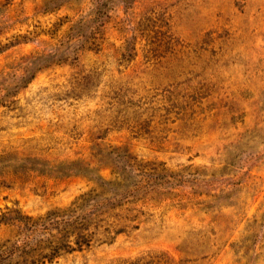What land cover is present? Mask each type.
<instances>
[{
	"label": "rangeland",
	"instance_id": "obj_1",
	"mask_svg": "<svg viewBox=\"0 0 264 264\" xmlns=\"http://www.w3.org/2000/svg\"><path fill=\"white\" fill-rule=\"evenodd\" d=\"M0 1V244L103 205L83 250L49 261L40 231L20 264H264V0Z\"/></svg>",
	"mask_w": 264,
	"mask_h": 264
},
{
	"label": "trees",
	"instance_id": "obj_2",
	"mask_svg": "<svg viewBox=\"0 0 264 264\" xmlns=\"http://www.w3.org/2000/svg\"><path fill=\"white\" fill-rule=\"evenodd\" d=\"M71 1L72 0H45L43 13L56 14ZM96 4L97 3H91V6L96 7ZM87 22L88 18L82 17L80 20H78V22L69 27V30L65 32V36H63V39H66L67 43L60 41L61 44H59L64 46L62 51L57 50V53L56 51L53 52V49L50 51L45 50L43 55H45V57L51 58L50 63L61 65L70 58L73 59L76 57L80 50L86 48L88 39H90L87 37L85 41H82L84 38H86V33L81 32L82 35L79 37H74L73 33H75L78 28L80 29L82 25V27H85ZM89 29L91 30V27H88V31ZM96 30L98 29L93 28L92 31H90V34L87 35H96ZM60 53L66 54V57H58V54ZM39 62H42V60H39ZM36 66L38 67L34 69L33 76L45 70L47 67V65ZM20 70H22V78H25L27 72H29L28 69H19V71ZM2 75L3 74L0 73V78ZM32 79L33 77L28 78L25 82V85L20 86V88L26 87L29 83H31ZM4 86L5 85L0 82L1 91L2 89H6ZM114 186L115 183L112 179L109 181L104 180L103 188L108 187L109 189H112ZM94 193H98V190H91L81 195L70 207H67L62 211H52L39 218L27 216L14 220L11 219L12 222L18 226V228L23 227L27 231L23 235L24 239L22 243H18L16 241L14 242L12 239H10L0 244V264H20L24 260H27L28 258L30 259L32 255H34L35 249L38 248L37 243L35 244L33 242V238L37 237L40 231H45L46 236L43 238H46V241L50 242L48 247H44L42 249L46 248V250H54L55 255H53L49 261H53L54 258H58L62 253L83 250V246H79L78 248L72 247L70 239L72 238L74 231L87 228L90 226V223L94 220V218L102 213L103 205L101 203L95 204L91 201V197ZM78 201H82L83 203H78ZM89 245L90 241H87V246ZM30 264H33V262Z\"/></svg>",
	"mask_w": 264,
	"mask_h": 264
}]
</instances>
